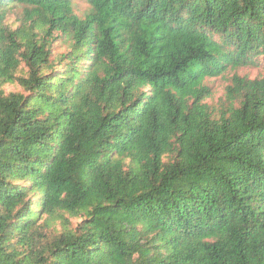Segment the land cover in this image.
Wrapping results in <instances>:
<instances>
[{
    "label": "trees",
    "instance_id": "trees-1",
    "mask_svg": "<svg viewBox=\"0 0 264 264\" xmlns=\"http://www.w3.org/2000/svg\"><path fill=\"white\" fill-rule=\"evenodd\" d=\"M260 65L264 0H0V264H264Z\"/></svg>",
    "mask_w": 264,
    "mask_h": 264
},
{
    "label": "rangeland",
    "instance_id": "rangeland-1",
    "mask_svg": "<svg viewBox=\"0 0 264 264\" xmlns=\"http://www.w3.org/2000/svg\"><path fill=\"white\" fill-rule=\"evenodd\" d=\"M74 12L79 17H84V14L88 12V5L83 1H74L73 3ZM23 23V8L19 6H12L6 9L5 16L3 19V24L10 30H16ZM55 54L61 53L63 48L54 46ZM238 76L240 78H246L248 80H255L264 77V67L263 65L256 67H246L238 68L235 70H228L223 76L216 78L206 79L204 84L209 87L211 91V97L206 99V103L213 112H217L220 108L221 103L224 101L226 88L231 84V79L233 76ZM6 91H14V87L7 86ZM69 221V226L75 228L79 222V219L70 218L67 216ZM59 228V224L56 222L54 224Z\"/></svg>",
    "mask_w": 264,
    "mask_h": 264
}]
</instances>
